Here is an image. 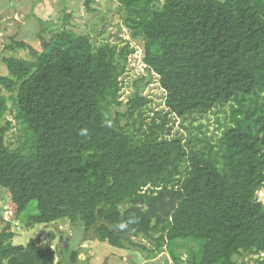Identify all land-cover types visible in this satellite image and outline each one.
<instances>
[{"label": "trees", "instance_id": "trees-1", "mask_svg": "<svg viewBox=\"0 0 264 264\" xmlns=\"http://www.w3.org/2000/svg\"><path fill=\"white\" fill-rule=\"evenodd\" d=\"M112 1L128 33L120 46L95 44L68 13L47 35L38 19V50L7 45L31 57L1 60L0 188L10 205L0 264H93L78 259L84 242L126 250L137 237L172 264H264V0ZM136 52L163 93L152 117L141 93L120 110ZM218 107V135L193 125ZM21 216L28 228L68 222L79 249L56 261L39 237L14 244Z\"/></svg>", "mask_w": 264, "mask_h": 264}, {"label": "rangeland", "instance_id": "rangeland-1", "mask_svg": "<svg viewBox=\"0 0 264 264\" xmlns=\"http://www.w3.org/2000/svg\"><path fill=\"white\" fill-rule=\"evenodd\" d=\"M84 3L85 0H0V75L6 74L5 65L1 61L3 57L11 55L22 58L31 57L29 48L8 49L7 45L11 39L25 41L31 47L39 49L37 32L40 24L38 19L44 22V35L62 29L64 16L68 13L71 17L70 23L76 26L75 30L78 33L89 32L95 44L109 41L120 46L125 43L128 33L122 24V9L118 3L112 0H92L90 6L93 11L91 12L86 11ZM138 55L139 52H136L130 57L129 70L123 77L120 93L122 108L120 110L124 111L127 101L136 93H141L151 101L148 114L152 117L158 111L164 110L163 93L159 87L158 78L144 68ZM148 80L150 83L146 84ZM7 93L3 91L4 95ZM8 103L11 106V102L8 101ZM224 110L218 107L204 119L196 117L193 125L201 124L202 129L209 135H218L221 131L220 124L226 121ZM8 117L10 118L9 115ZM169 121L173 122L175 127L176 121L173 116L169 117ZM23 136L24 131L15 128L11 131L10 140L12 143H20ZM18 138L20 141L17 142ZM258 198L264 203V189L258 191ZM9 205L7 192L0 188V212L3 217H8ZM31 213H35L34 207ZM24 221L25 216H21L18 221L12 222L13 229L16 231L14 244H24L31 238L39 237L42 242L49 243L56 250V261L70 260V253L79 249L74 245L76 235L68 222L35 225L28 228ZM4 226L5 224L0 221V230ZM155 236L158 237L157 234ZM134 241L138 246L129 245L126 250L110 247L97 241H86L81 246L83 250L78 255V259L83 260L90 255V261L93 264H132L133 261L140 264H172L165 250H154L155 254L151 252L155 249V240L137 237ZM255 258L257 256H246L248 264H255Z\"/></svg>", "mask_w": 264, "mask_h": 264}]
</instances>
